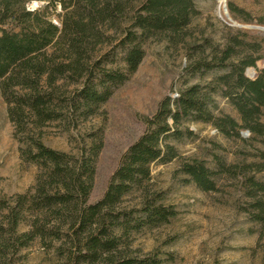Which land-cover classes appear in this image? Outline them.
<instances>
[{"label": "trees", "instance_id": "16d2710c", "mask_svg": "<svg viewBox=\"0 0 264 264\" xmlns=\"http://www.w3.org/2000/svg\"><path fill=\"white\" fill-rule=\"evenodd\" d=\"M32 2L41 5L30 10ZM58 7L60 25L51 19ZM228 11L233 18L250 19L232 2ZM197 14L194 0H0V94L20 160L38 168L30 190L0 197V264H26L21 252L35 239L45 250L59 243L55 250L66 264H161L157 251L139 257L129 248L134 233L167 225L177 215L150 192L151 165L179 161L176 174L203 193L217 191L218 177L244 174L248 166L228 165L219 157L214 170L202 160H183L172 144L193 136L184 127L188 121L210 124L227 138L242 139L241 130L264 135V69L254 79L245 75L263 59L264 38L242 32L226 33L221 44L188 45L196 55L188 56L184 67L189 77L219 74L158 103L97 202L88 200L104 145L102 131L90 134L78 156L51 149L41 139L48 123H64L68 131L95 116L138 70L145 42L165 36L173 44L186 43L184 31ZM108 31L120 33L122 68L108 67L114 64L110 53L95 56L110 38ZM216 95L235 109L240 123L214 115ZM244 187L254 200L251 218L264 227V198H259L264 183L246 177ZM133 193L140 201L129 210L121 208ZM25 221L29 230L20 232Z\"/></svg>", "mask_w": 264, "mask_h": 264}, {"label": "rangeland", "instance_id": "374dc122", "mask_svg": "<svg viewBox=\"0 0 264 264\" xmlns=\"http://www.w3.org/2000/svg\"><path fill=\"white\" fill-rule=\"evenodd\" d=\"M228 2L247 12L249 21L233 18ZM194 4L198 14L184 31L186 43L173 44L165 36L146 41L145 57L138 70L114 91L95 116L80 121L68 131L60 122L48 123L41 129V139L47 147L71 156H78L80 148L89 144L90 134L102 131L104 145L96 163L88 203L101 199L127 148L142 134L144 118L155 113L165 96L176 97L185 87L205 85L219 74L189 77L184 67L188 56L196 55L188 51V45L201 46L204 40L221 44L226 33L236 32L254 35L258 40L264 38V0H194ZM40 5L32 2L28 8L34 10ZM62 14L59 7L51 12L52 22L60 25ZM106 34L110 38L97 47L95 56L110 53L114 64L108 67L122 68L123 53L117 48L120 33L108 31ZM262 69L264 57L255 67L248 68L245 75L254 79ZM215 101L214 115H229L240 123L238 113L225 99L216 95ZM261 122L264 124V111ZM184 127L193 136L172 142L181 159L202 160L211 170L216 168L215 157L228 165L248 167L237 178L218 177L217 191L203 193L193 183H187L185 176L176 174L179 161L153 163L150 192L159 203L172 206L177 215L167 225L134 233L130 239L131 254L142 257L157 251L161 264H264V227L252 220L254 200L247 197L244 187L246 177L264 183V135L254 136L241 130L242 139L227 138L210 124L192 121L185 122ZM13 133L14 126L0 94V197L5 198L30 190L38 173L36 165L20 160V144ZM139 201V193L129 194L121 208L129 210ZM28 230L25 221L19 231ZM53 246L45 250L40 240L35 239L21 254L26 264H66L56 253L59 243Z\"/></svg>", "mask_w": 264, "mask_h": 264}, {"label": "water", "instance_id": "95a60500", "mask_svg": "<svg viewBox=\"0 0 264 264\" xmlns=\"http://www.w3.org/2000/svg\"><path fill=\"white\" fill-rule=\"evenodd\" d=\"M226 10V9H225ZM227 11V10H226ZM233 24H235V23H233Z\"/></svg>", "mask_w": 264, "mask_h": 264}]
</instances>
